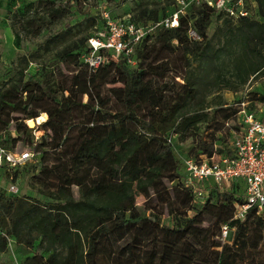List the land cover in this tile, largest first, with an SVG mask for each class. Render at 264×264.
<instances>
[{
  "label": "trees",
  "instance_id": "obj_1",
  "mask_svg": "<svg viewBox=\"0 0 264 264\" xmlns=\"http://www.w3.org/2000/svg\"><path fill=\"white\" fill-rule=\"evenodd\" d=\"M71 1L75 0H39L17 13L16 44L20 29L39 35L71 11ZM253 1L250 14L238 18L208 6L190 7L176 27H157L141 40L135 65L110 53L95 70L83 61L88 39L105 27L101 15L77 24L95 26L93 34L74 38L81 28L69 27L45 41L46 47L62 45L56 56L72 64L70 74L54 64L30 72L37 57H22L17 76L3 83L0 94V145L15 150L14 141L28 144L24 148L33 153L29 162L37 163L32 187L45 200L0 186V252L6 250L8 239L27 247L38 239L42 253L26 255L21 264H258L254 254L259 249L264 254V219L254 208L245 219L249 224L244 252L217 250L221 227L240 223L234 218V202L243 186L220 190L212 185L202 201H196L184 179L182 158L175 157L178 141L188 138L191 147L186 155L227 150L231 133L226 122L234 124L238 111L234 103L246 100L238 98L230 105L219 94L209 102L198 98L201 84L212 81L210 67L220 51L207 29L214 14L227 23L236 20L243 42L237 67L245 66L247 77L259 74L264 56L256 46L264 41V0ZM166 2L167 9L159 13L140 7L129 19L154 23L172 12L175 0ZM189 29L198 38L189 36ZM177 48L183 51L185 67L181 84L169 79L168 58L157 59L165 52L173 55ZM193 61L203 67L201 73ZM224 85L235 88L229 81ZM2 115L10 116L14 136ZM38 117L35 127L41 134L34 137L25 120ZM199 123L209 129L205 136ZM77 163L82 164L80 169ZM24 165H5L3 176L17 181ZM138 195L145 198L142 206L136 202ZM163 213L172 224L162 222Z\"/></svg>",
  "mask_w": 264,
  "mask_h": 264
},
{
  "label": "rangeland",
  "instance_id": "obj_2",
  "mask_svg": "<svg viewBox=\"0 0 264 264\" xmlns=\"http://www.w3.org/2000/svg\"><path fill=\"white\" fill-rule=\"evenodd\" d=\"M38 1L39 0H0V94L5 89L3 83L17 76L19 65L22 64V57L32 54L36 56L37 59L30 63L28 68L30 72L38 71L42 64L47 66L54 64L60 67L63 73L70 74L71 71H69V69L72 68V64L60 61L56 56L57 50H59L62 45H60V43L56 45H54L55 43L49 44V47L44 45L46 40H49L52 35L59 33L63 29L65 30L69 27H73V30H77L81 28L74 36V38H78L79 36L96 32L97 28L95 26L85 28V23L77 26L79 22H84L91 16H103L102 13L106 11L108 14L125 18L128 17L129 14L138 13L140 7H146L150 10L157 9L159 13L167 9L169 5L166 0L71 1V11L52 24H49L39 35H26V32L20 29L21 36L19 42L16 44L13 24L15 23V27L19 28V22L16 18L17 13L21 12L29 5H36ZM241 30L236 20H230L227 23L222 17H216L215 14L212 16L207 32L215 46L220 49L219 57L215 59L214 66L210 67L209 75L212 81L211 79L208 81L205 78L206 84H201V94L198 98L200 100H206L204 102H209L219 94L222 96L223 100L230 105L234 103L236 99L244 98L248 106H252L253 109L260 112V110H264V100L261 99V96L264 95V69L255 76L252 75L247 77V74H245L246 67L240 64V69L237 67V56L243 46L242 38L240 37ZM256 47L260 55L264 56V41L259 42ZM176 50L174 51L175 54L174 52L171 53L173 54L171 56L165 52L163 55L160 54L157 59L161 57L168 58L171 67L169 79L181 84V80L185 75L184 60L182 57L183 51L181 48H177ZM192 64L198 72H202L203 67H200L197 61H193ZM240 73L242 77H240ZM216 74H218V77L214 78ZM226 81H229L230 85L235 86V88H224ZM85 98V96H79L78 100L85 101ZM219 106L220 105H213V109ZM212 117L213 113L209 120H211ZM33 119L35 120L36 118ZM1 120L10 125L8 131H10L11 136H14L16 133L13 130V122L10 116L2 115ZM28 120L29 118L26 119L25 122ZM198 128L200 132L205 131L202 133V136H205L206 132L209 131V129L205 130V123H199ZM32 134L35 137V135L41 134V131L39 132L34 126L32 127ZM12 144L18 151H23L25 149L24 147L29 148L28 144H26V146L23 144V141H14ZM190 147L191 140L189 138L178 141L175 157L181 159L190 151ZM36 164L37 163L27 161L22 168L20 167V169H18L20 175L17 181H11L10 178L4 177L3 168L1 167L0 186L7 190L8 186L13 183L18 187L17 193L19 195H27L45 200L43 194L32 187L31 175L37 171L35 166H33ZM81 166L82 164L80 163L76 165L79 169ZM79 176H81L83 180L85 179V176L81 172H79ZM74 190L76 191V188H74ZM144 201L145 198L143 195H138L136 197L138 205L142 206ZM161 205L163 206L164 203H161ZM245 219L240 220L237 226L228 228L225 237L219 236L221 246L218 247L217 250L222 251L224 254L231 250V252H238L239 255L244 252V248L247 247L245 230L249 224ZM161 220L163 223L172 224L171 217L166 213H163ZM207 224L208 222L204 221L203 226ZM198 232L203 234L201 229H198ZM42 251L43 245L38 244V239L31 247L8 239L6 250L0 252V264H21V261L26 255L42 253ZM254 255L258 264H264V254L261 252V249L257 250Z\"/></svg>",
  "mask_w": 264,
  "mask_h": 264
},
{
  "label": "built area",
  "instance_id": "obj_3",
  "mask_svg": "<svg viewBox=\"0 0 264 264\" xmlns=\"http://www.w3.org/2000/svg\"><path fill=\"white\" fill-rule=\"evenodd\" d=\"M253 0H175L173 10L167 16L149 24H136L128 17H111L102 13L105 27L97 35L88 39L89 49L82 56L87 65L95 70L108 60V53L115 57L123 56L131 65H135V52L141 40L157 27L173 28L178 25L179 16L192 6H208L218 12L234 18L248 16ZM189 36L198 38L196 32L188 30ZM238 107L234 124L226 122L230 129L227 150L223 153L182 157L185 182L192 187L194 199L202 201L207 188L216 185L226 190L235 185L243 186V193L234 202V218L245 219L250 209L264 219V115L250 109L245 101L234 103ZM33 158V153L9 150L0 145V168H12L24 165ZM6 191L17 193L18 187L10 184ZM228 227H221V236L225 237Z\"/></svg>",
  "mask_w": 264,
  "mask_h": 264
},
{
  "label": "water",
  "instance_id": "obj_4",
  "mask_svg": "<svg viewBox=\"0 0 264 264\" xmlns=\"http://www.w3.org/2000/svg\"><path fill=\"white\" fill-rule=\"evenodd\" d=\"M35 124H36V119L34 120L33 118H31V119H29V120L27 121V125H28L29 127H33V126H35Z\"/></svg>",
  "mask_w": 264,
  "mask_h": 264
},
{
  "label": "bare ground",
  "instance_id": "obj_5",
  "mask_svg": "<svg viewBox=\"0 0 264 264\" xmlns=\"http://www.w3.org/2000/svg\"><path fill=\"white\" fill-rule=\"evenodd\" d=\"M39 120H40V119H39V117H38V118L36 119V123L39 122Z\"/></svg>",
  "mask_w": 264,
  "mask_h": 264
}]
</instances>
